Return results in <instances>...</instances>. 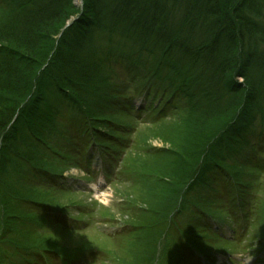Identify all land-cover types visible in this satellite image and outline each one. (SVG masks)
<instances>
[{
    "label": "trees",
    "instance_id": "16d2710c",
    "mask_svg": "<svg viewBox=\"0 0 264 264\" xmlns=\"http://www.w3.org/2000/svg\"><path fill=\"white\" fill-rule=\"evenodd\" d=\"M0 17V196L17 188L14 164L22 160L31 163L37 183L62 174L57 161L38 157L60 117L73 129L64 149L79 148L74 167L87 160L88 144L103 143L100 157L110 172L130 141L122 118L136 123L145 116L139 121L155 124L182 111L174 126L186 127L187 147L166 140L169 151L181 155L157 176L174 180L186 172L192 183L181 205L168 201L152 213H174L173 225L177 217L193 224L212 216L220 229L233 219L245 233L264 214L257 183L264 174V0H82L80 7L73 0H0ZM116 71L128 76L125 82L138 81L139 90H132L149 97L157 88L169 99L152 111L133 108ZM248 148L256 150L249 158ZM43 203L57 212L56 204ZM202 228L218 241L214 246L230 244ZM190 234L182 233L187 248L195 247Z\"/></svg>",
    "mask_w": 264,
    "mask_h": 264
},
{
    "label": "rangeland",
    "instance_id": "374dc122",
    "mask_svg": "<svg viewBox=\"0 0 264 264\" xmlns=\"http://www.w3.org/2000/svg\"><path fill=\"white\" fill-rule=\"evenodd\" d=\"M81 2L82 0H73V5L80 7ZM74 20L75 18H70L65 22L58 37ZM96 37L100 40L98 35ZM116 77L119 79L117 82L124 81L126 90L123 99L129 101L135 109L143 106L152 111L162 107L170 97L157 88L147 97L146 92H138V81L125 82L128 76L118 71ZM237 81L242 82L240 78ZM145 83L141 85L144 86ZM134 88L138 90H132ZM170 113H167L166 119L155 124H143L145 116L140 118L142 122L139 119L136 123L129 118H122L130 129L124 134L130 141L123 151L122 162L110 172V165L105 158L101 160L100 157V153L107 149V145L103 143L98 147L94 142L90 146L88 144L87 160H81L80 166L74 167L73 159L80 155L79 148L64 149V143L69 145L67 133L70 126H66L67 117L66 120L58 118L51 128L47 144L40 148L38 157L41 163L44 160L48 164L57 161L61 166L55 167V170L62 174L54 180L52 177H41L43 180L37 183L33 175L38 174L31 171V163L22 160L14 164V175L19 174L17 188L0 196V264L38 263L40 259L35 254L27 253H35L37 250L30 247L36 245L50 249L52 258L57 262L60 258L63 259L59 254L68 255L63 259L65 264H86L93 256V264H207L201 254L210 253V258H215L214 264H264V214L258 216L259 219L252 224L248 233L240 229L239 234L232 238L231 230H238L240 225L236 220L228 221L221 232L222 237H228L226 239L230 244L217 247L214 245L218 241H213L212 235L204 233L202 228L204 226L214 233L218 232L217 222H214L216 219L212 216L198 221L195 219L193 224L187 221L188 216L177 217L176 224L173 225L174 219H170L174 213H164V216L167 215L165 218L160 217L158 211L152 213V209L158 210L168 201L170 207L176 202L181 205V197L184 198L193 179L188 180L186 172L182 177L175 176L174 180L157 176L158 172L172 170L175 167L173 164L181 155L169 151L166 140L177 141L180 145L183 142L184 149L187 147L183 133L186 127L182 131L174 126L182 111H177L174 115ZM69 130L73 133L72 128ZM105 131L109 133L108 130ZM85 141L88 142V139ZM255 151L248 148L244 151V156L249 158ZM183 158L178 163L179 175L183 172L182 166H186L185 157ZM184 183L187 186L176 195L174 190ZM257 183L264 190V174L257 179ZM259 195L261 205L264 194L262 192ZM43 202L56 204L57 212L41 208L42 205L47 207ZM37 203L39 206H36ZM47 217L51 219L48 221ZM57 218L59 222L52 223L51 220L56 221ZM44 224H47L48 229L36 231L37 226ZM196 225L200 228L197 229ZM187 229H191L193 240L190 243L195 247L187 248L185 244L182 245L185 239L182 233ZM192 233L200 237L197 238ZM205 243L206 247L203 246ZM208 243L210 246H207ZM85 247L98 248L102 253L94 249L81 253L79 250ZM15 248L21 252L16 254Z\"/></svg>",
    "mask_w": 264,
    "mask_h": 264
}]
</instances>
